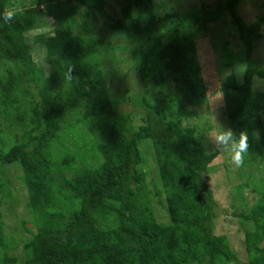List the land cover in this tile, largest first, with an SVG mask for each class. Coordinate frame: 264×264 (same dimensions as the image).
I'll list each match as a JSON object with an SVG mask.
<instances>
[{
    "label": "trees",
    "instance_id": "1",
    "mask_svg": "<svg viewBox=\"0 0 264 264\" xmlns=\"http://www.w3.org/2000/svg\"><path fill=\"white\" fill-rule=\"evenodd\" d=\"M107 1L0 0V14L14 13L0 22V175L18 167L30 215L14 218L18 233L7 231L4 195L14 186L0 179V264H264V67L255 57L264 18L246 23L243 0L162 15L153 0H117L124 17L114 19L104 15ZM100 15L123 44L94 32ZM227 20L241 48L224 41L213 52L231 71L212 97H222L217 133L247 137L242 182L227 185L243 203L245 190L254 195L244 210L215 199L210 173L223 155L200 110L208 88L198 36ZM33 31L41 32L31 43ZM121 48L136 93L108 81Z\"/></svg>",
    "mask_w": 264,
    "mask_h": 264
},
{
    "label": "rangeland",
    "instance_id": "2",
    "mask_svg": "<svg viewBox=\"0 0 264 264\" xmlns=\"http://www.w3.org/2000/svg\"><path fill=\"white\" fill-rule=\"evenodd\" d=\"M214 1L215 0H153V3L157 15H162L165 13L174 12V10L181 13H190L192 11V8L200 9L199 13H201L202 3L210 5ZM238 12L248 24L255 22L258 17L264 18V0H243L242 4L239 6ZM104 15H108L109 17L114 19H121L124 17L121 13V9L119 4L117 3V0L107 1ZM104 15L97 16L96 19L92 21V27L94 32L96 34L101 33L104 37L110 36L115 40V42L123 44L119 34L112 33L107 28V19L104 17ZM229 29L230 24L228 20L219 21L217 23L209 24V26L207 27V31H209V34L206 31L201 32L198 36L201 41V46L199 49V58L203 65L206 67V69H204L203 78L208 88L207 103L202 106L200 110L202 114L201 117H204L203 122H209L211 126V131L206 134L207 137H209V143L215 141L216 137L219 136V134L217 133V126H219L220 121H223L224 117V112L223 110H221V108L223 107L222 97L220 94L212 97V92L215 88L219 86V81L222 79L221 72L226 75L229 74L231 71L230 68H220L218 61L220 59V54L218 53L216 56H214L213 52L220 51L219 48L222 45L221 43H223L224 41L230 42L231 47H233L234 45L238 46L235 48L237 50V53H240L239 51L241 48V46H239L238 40L229 33ZM41 31L29 32V39L31 43H33V35L36 33H40ZM44 31L48 32L49 29L46 28ZM262 32L264 34V26ZM34 47L35 48L33 50V56L36 62H38L40 65L46 66V60L43 50L40 49L38 46L34 45ZM117 53L119 58V74L112 73L111 76H108L110 86L115 90V92L117 91L118 93L123 92L122 90L125 87H128V89L132 93H136L137 89L133 81L131 80V76L129 74L128 67L131 66V64L128 63L129 55L123 48L118 49ZM255 57L259 62H261V64H263L262 66L264 67V39L258 43V49L256 51ZM206 63L209 65V67L205 65ZM118 77H122V82L118 80ZM127 109L130 108L127 106ZM0 123L3 122L0 121ZM148 143L149 142L142 143L140 148L142 152H144L143 154L145 155L144 163L146 170L152 172H147L149 174L150 181L151 179H155L156 174L155 165L153 159L151 158L153 156V153L149 147L146 148ZM222 155L223 158L220 161L216 162L218 165H216V167L210 173L211 186L214 188H218L215 193V199H217V202L221 203L223 206H227L228 204L231 208V206L237 207L243 204L242 210L250 209L253 206L252 204L254 195L249 190H245V193L243 194V203L242 197L237 192L231 190L232 187L240 185L242 181L239 180V178L237 177L238 168L237 164L232 159L231 153L225 151L222 153ZM8 168H4L2 172L6 173V177L9 178L10 182H13H11V184L14 186V188L10 187L8 193L6 192V194L4 195L3 215L7 220V231H15V233H18L19 224L17 223V221L24 219L27 223L30 217L29 214H26L28 202L27 189L22 183V181L16 178V176L19 174L17 169L18 167L16 165H12ZM7 178H5V176L0 175V179L2 182ZM227 180L230 181V183H228ZM227 185L231 186V188H228ZM222 188L224 189V193L220 192V189L222 190ZM8 212L14 213V217L10 218ZM159 221H161V219H159ZM230 229L232 230L231 232L234 234V231L237 230L236 224H232L230 226ZM21 235L29 238V235L26 233H22ZM235 248L239 250L237 252L240 254L241 258H245L246 255L244 249L239 247L237 244L235 245ZM15 254H18V251Z\"/></svg>",
    "mask_w": 264,
    "mask_h": 264
},
{
    "label": "clouds",
    "instance_id": "3",
    "mask_svg": "<svg viewBox=\"0 0 264 264\" xmlns=\"http://www.w3.org/2000/svg\"><path fill=\"white\" fill-rule=\"evenodd\" d=\"M13 18L14 13L12 12H4L0 14V22L7 23L12 21ZM68 77L71 79L70 72L68 73ZM210 144L213 145L211 147L214 151L220 150L221 154L225 151L231 153L232 159L237 165L242 163L243 154L246 153L248 149L247 137L245 135L241 134L237 138L230 130L226 129H222L221 134L217 136L215 141L211 142Z\"/></svg>",
    "mask_w": 264,
    "mask_h": 264
},
{
    "label": "water",
    "instance_id": "4",
    "mask_svg": "<svg viewBox=\"0 0 264 264\" xmlns=\"http://www.w3.org/2000/svg\"><path fill=\"white\" fill-rule=\"evenodd\" d=\"M53 36H54V34H53Z\"/></svg>",
    "mask_w": 264,
    "mask_h": 264
}]
</instances>
